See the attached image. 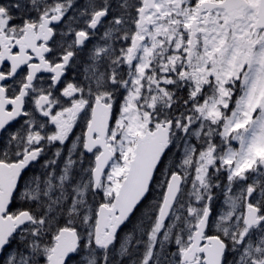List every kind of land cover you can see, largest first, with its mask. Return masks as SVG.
Segmentation results:
<instances>
[{
    "label": "snow or ice",
    "instance_id": "snow-or-ice-1",
    "mask_svg": "<svg viewBox=\"0 0 264 264\" xmlns=\"http://www.w3.org/2000/svg\"><path fill=\"white\" fill-rule=\"evenodd\" d=\"M0 264H264V0H0Z\"/></svg>",
    "mask_w": 264,
    "mask_h": 264
},
{
    "label": "flooded vegetation",
    "instance_id": "flooded-vegetation-1",
    "mask_svg": "<svg viewBox=\"0 0 264 264\" xmlns=\"http://www.w3.org/2000/svg\"><path fill=\"white\" fill-rule=\"evenodd\" d=\"M79 130L77 129V132H78Z\"/></svg>",
    "mask_w": 264,
    "mask_h": 264
}]
</instances>
